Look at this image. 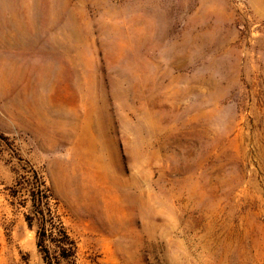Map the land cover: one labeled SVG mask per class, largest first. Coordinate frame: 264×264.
Masks as SVG:
<instances>
[{"label":"rangeland","instance_id":"1","mask_svg":"<svg viewBox=\"0 0 264 264\" xmlns=\"http://www.w3.org/2000/svg\"><path fill=\"white\" fill-rule=\"evenodd\" d=\"M31 167L75 264H264V0H0V264Z\"/></svg>","mask_w":264,"mask_h":264},{"label":"trees","instance_id":"2","mask_svg":"<svg viewBox=\"0 0 264 264\" xmlns=\"http://www.w3.org/2000/svg\"><path fill=\"white\" fill-rule=\"evenodd\" d=\"M24 179L17 182L15 192H25L29 208L24 219L29 228L35 227L37 248L44 264H75L76 242L54 213V199L46 182L32 167L30 177Z\"/></svg>","mask_w":264,"mask_h":264}]
</instances>
